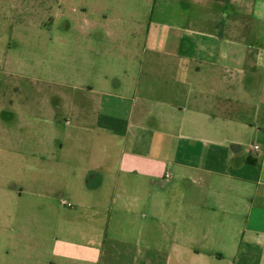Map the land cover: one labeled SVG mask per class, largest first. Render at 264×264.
<instances>
[{
    "label": "crops",
    "instance_id": "crops-1",
    "mask_svg": "<svg viewBox=\"0 0 264 264\" xmlns=\"http://www.w3.org/2000/svg\"><path fill=\"white\" fill-rule=\"evenodd\" d=\"M147 21L168 30L109 33L118 51L91 35L78 98L62 75L52 99L5 96L0 47V264H264V0H164Z\"/></svg>",
    "mask_w": 264,
    "mask_h": 264
},
{
    "label": "rangeland",
    "instance_id": "rangeland-1",
    "mask_svg": "<svg viewBox=\"0 0 264 264\" xmlns=\"http://www.w3.org/2000/svg\"><path fill=\"white\" fill-rule=\"evenodd\" d=\"M163 2L164 0H0V47L9 46L13 50L16 61L14 67L18 68V74L5 78L15 82L17 87L15 91L4 88L5 96L12 95L17 100L28 97L52 99L55 92L43 83L44 80L49 81L59 75H62L59 80L63 82L60 90L64 99L71 95L72 98L83 96L87 93L86 88H91V35L96 39L101 38L97 49L114 51L120 48L119 38L116 43H111L109 33L122 38L146 36L148 32L163 35L168 28L158 27L154 21H147L150 20L153 7ZM119 18L122 19L121 22L118 21ZM55 46L60 48L61 56L54 58L50 53L40 50H52ZM33 50L38 51L36 55ZM143 51L148 52L146 48ZM31 75L37 78H29ZM74 85L85 89L76 90ZM90 95L91 93L87 96ZM59 200L73 204L66 196ZM60 201V206L73 209L60 204ZM7 224L12 223L0 218V225Z\"/></svg>",
    "mask_w": 264,
    "mask_h": 264
},
{
    "label": "built area",
    "instance_id": "built-area-1",
    "mask_svg": "<svg viewBox=\"0 0 264 264\" xmlns=\"http://www.w3.org/2000/svg\"><path fill=\"white\" fill-rule=\"evenodd\" d=\"M165 177L167 178V177H169V175H168V174H166V175H165Z\"/></svg>",
    "mask_w": 264,
    "mask_h": 264
},
{
    "label": "trees",
    "instance_id": "trees-1",
    "mask_svg": "<svg viewBox=\"0 0 264 264\" xmlns=\"http://www.w3.org/2000/svg\"><path fill=\"white\" fill-rule=\"evenodd\" d=\"M226 1V0H225Z\"/></svg>",
    "mask_w": 264,
    "mask_h": 264
}]
</instances>
